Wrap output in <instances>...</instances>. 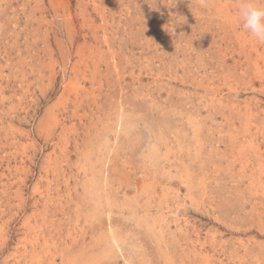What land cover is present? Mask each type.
<instances>
[{
  "label": "rangeland",
  "instance_id": "374dc122",
  "mask_svg": "<svg viewBox=\"0 0 264 264\" xmlns=\"http://www.w3.org/2000/svg\"><path fill=\"white\" fill-rule=\"evenodd\" d=\"M0 264H264L238 0H0Z\"/></svg>",
  "mask_w": 264,
  "mask_h": 264
},
{
  "label": "clouds",
  "instance_id": "9594fccd",
  "mask_svg": "<svg viewBox=\"0 0 264 264\" xmlns=\"http://www.w3.org/2000/svg\"><path fill=\"white\" fill-rule=\"evenodd\" d=\"M198 2L201 7H208L209 0ZM238 14L243 30L264 44V0H238Z\"/></svg>",
  "mask_w": 264,
  "mask_h": 264
}]
</instances>
